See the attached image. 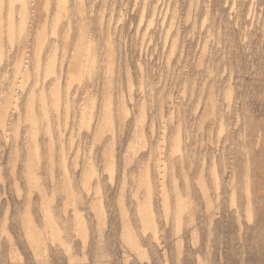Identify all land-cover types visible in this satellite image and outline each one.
<instances>
[{
    "label": "rangeland",
    "instance_id": "374dc122",
    "mask_svg": "<svg viewBox=\"0 0 264 264\" xmlns=\"http://www.w3.org/2000/svg\"><path fill=\"white\" fill-rule=\"evenodd\" d=\"M25 1L0 0V264H264V0Z\"/></svg>",
    "mask_w": 264,
    "mask_h": 264
},
{
    "label": "bare ground",
    "instance_id": "6f19581e",
    "mask_svg": "<svg viewBox=\"0 0 264 264\" xmlns=\"http://www.w3.org/2000/svg\"><path fill=\"white\" fill-rule=\"evenodd\" d=\"M170 1V0H169ZM190 2V1H189ZM51 7V6H50ZM190 8V7H189ZM196 8H197V6H196ZM58 9V8H57ZM168 9V8H167ZM218 11V10H217ZM24 12V11H23ZM233 12H234V10H233ZM206 15V14H205ZM208 16V15H207ZM47 17V16H46ZM10 18H12V16L10 17ZM190 18V17H189ZM22 19V18H21ZM47 19V18H46ZM112 19V18H111ZM176 20V19H175ZM196 20V19H195ZM205 20V19H204ZM13 21V20H12ZM3 22V21H2ZM24 22V18L22 19V21H21V24ZM203 22V21H202ZM206 22V21H205ZM10 23V22H9ZM13 23V22H12ZM11 23V24H12ZM10 24V25H11ZM109 24V23H108ZM234 24V23H233ZM13 25V24H12ZM11 25V26H12ZM149 25H150V22H149ZM8 26V25H7ZM101 26V25H100ZM174 26V25H173ZM100 28V27H99ZM8 30H9V27L7 28ZM208 30V29H207ZM12 31V30H11ZM8 32V31H7ZM219 32V31H218ZM12 33V32H11ZM239 33V32H238ZM11 35V34H10ZM12 35H13V33H12ZM11 37V36H10ZM245 38V37H244ZM206 39V38H205ZM37 41H38V39H37ZM204 41H206V40H204ZM125 43V42H124ZM175 43V42H174ZM242 43V42H241ZM107 44V43H106ZM205 44V43H204ZM203 44V45H204ZM122 45V44H121ZM173 45V44H172ZM124 46V45H123ZM206 46H207V44H206ZM77 46H75V47H73L74 48V50H76L75 48H76ZM40 48H42V47H40ZM64 48V47H63ZM97 48V47H96ZM202 48H203V46H202ZM104 49V48H103ZM92 50V49H91ZM31 51V50H30ZM41 51V50H40ZM80 51V50H79ZM87 51V50H86ZM123 51V50H122ZM179 51V50H178ZM67 52V51H66ZM89 52V51H88ZM93 52H94V50H93ZM87 53V52H86ZM88 54V53H87ZM94 54V53H93ZM93 54L91 55L92 56V62H90L89 61V65H91V66H89L88 65V62H87V64L86 65H88L89 66V68L90 67H92V68H94L93 66H95L96 64H95V58H94V56H95V54H94V56H93ZM201 54V53H200ZM203 54V53H202ZM21 55V54H20ZM32 55V54H31ZM52 55H54L55 56V54H54V52H53V54ZM65 55H66V53H65ZM65 55H64V57H65ZM73 55V52H70L69 54L67 53V55H66V57H68V56H72ZM80 55V54H79ZM38 56V55H37ZM76 56H78V55H76ZM82 56V55H81ZM24 57H26V56H24ZM61 57V56H60ZM85 58V57H84ZM97 58V57H96ZM24 59V58H23ZM89 59V58H88ZM27 60H29V59H27ZM68 60V59H67ZM85 62V61H84ZM110 62V61H109ZM32 63V62H31ZM34 63V62H33ZM27 64V63H26ZM49 64H51L52 65V63L50 62ZM60 64H62V63H60ZM95 64V65H94ZM37 66H39V63L37 62V64H36ZM53 65H54V63H53ZM85 65V64H84ZM27 66V65H26ZM50 66V65H49ZM80 66H81V64H80ZM79 66V67H80ZM83 66V65H82ZM97 67V66H96ZM78 68V67H77ZM76 68V69H77ZM81 68H86V69H84V71L85 70H87V68L88 67H81ZM95 69V68H94ZM108 69V68H107ZM37 70H39V69H37ZM81 70V69H80ZM92 70V69H91ZM100 70V69H99ZM84 71H80L81 73H84ZM89 71V69L87 70V72ZM211 71V70H210ZM209 71V72H210ZM62 72V71H61ZM74 72V71H73ZM79 72V71H78ZM90 72V71H89ZM23 73L27 76V75H29L30 73H29V71H28V69L26 68V70L25 71H23ZM71 73V72H70ZM74 75V73H71V76H73ZM79 74V73H78ZM91 74V73H90ZM96 74V73H95ZM99 74H100V72H99ZM98 74V75H99ZM57 75V74H56ZM76 75H77V73H76ZM80 75H82V74H80ZM88 75H89V73H88ZM87 75V76H88ZM75 76V75H74ZM207 76V75H206ZM60 77V76H59ZM93 77V76H92ZM77 78V77H76ZM89 78V77H88ZM90 79V78H89ZM101 79V78H100ZM82 80V79H81ZM98 81V80H97ZM100 81V80H99ZM209 81V80H208ZM207 81V82H208ZM126 86V85H125ZM129 86H131V85H129ZM206 87H207V85H206ZM219 88V87H218ZM41 89H43V88H41ZM208 89V88H207ZM205 90V89H204ZM203 91V90H202ZM41 92V93H40ZM39 93V95H40V98H39V100H41V104H42V106H43V108H45V104H46V100H45V92L43 91V90H41ZM201 92V91H200ZM211 92V91H210ZM33 92L31 91V93L29 94V96H28V100L26 101L27 102V107H28V110H27V113H26V118L28 119V120H30V122L32 123L31 124V128L33 127V129L35 128V127H37L36 126V124L38 123V121H37V119H36V121H37V123H36V121H35V119H34V114L32 113V104H33V99H34V96H33V94H32ZM45 93V94H44ZM203 94V93H202ZM211 94H213L212 92H211ZM206 95V94H205ZM214 95V94H213ZM231 95V94H230ZM203 97H204V95H202ZM202 96L200 97V100H202L203 98H202ZM209 96H211V95H209ZM228 96H229V94H228ZM207 97H208V95H207ZM213 97V96H212ZM214 97H216V96H214ZM202 98V99H201ZM207 99V98H206ZM209 99V98H208ZM210 99H211V97H210ZM214 99V98H213ZM107 100V99H106ZM215 100V99H214ZM203 101H205V99L203 100ZM216 101V100H215ZM230 101V100H229ZM228 101V102H229ZM202 102V101H201ZM207 102H209V101H207ZM211 102V101H210ZM212 102H214L213 100H212ZM35 104V103H34ZM108 104V103H107ZM207 104H209V103H207ZM218 104V103H217ZM230 104V103H229ZM38 105V104H37ZM70 105V104H69ZM215 105V104H214ZM92 106L94 107L95 105H94V101L92 102ZM105 106H106V101H105V103L103 102V110H102V112H101V116H100V122H101V119L103 118L104 120H107V115L109 114V116L111 117V110L109 111L108 110V113H107V109H105ZM108 106V105H107ZM203 106H204V104H203ZM212 106H213V104L211 103V104H209V110H210V112H211V109H212ZM217 106V105H216ZM205 107V106H204ZM228 107H230L229 105H228ZM108 108V107H107ZM227 108V107H226ZM202 109H203V107H202ZM206 109V108H205ZM213 110H214V107H213ZM91 112V111H90ZM212 112H214V111H212ZM70 113V112H69ZM92 113V112H91ZM107 113V114H106ZM44 115H45V111H44V113H43ZM93 114H94V112L92 113V114H90L91 116H93ZM70 115V114H69ZM104 115H106V116H104ZM43 116V115H42ZM91 116L89 117V119L88 120H92L91 119ZM109 117V118H110ZM142 117V116H141ZM239 117V116H238ZM24 118V117H23ZM43 117H41V118H39L40 120L42 119ZM45 118V117H44ZM221 118V117H220ZM44 120V119H43ZM45 121V120H44ZM47 123L45 124V126H42V128L43 127H45L44 129H46V131H49L50 129H49V122L48 121H46ZM98 122V121H97ZM108 122H109V120H108ZM143 122V121H142ZM207 122V121H206ZM39 123H42V122H39ZM49 124V125H48ZM38 125H40V124H38ZM44 125V124H43ZM108 125V124H107ZM196 125V124H195ZM99 127H100V129H102V127H101V124L99 125ZM104 127V126H103ZM220 127H222V123H221V126ZM219 127V128H220ZM38 129H39V126L37 127ZM37 128L35 129V130H37ZM110 128H112V127H110ZM36 132V131H35ZM45 132V131H44ZM185 132V131H184ZM176 133V132H175ZM33 134V133H32ZM91 135V134H90ZM34 136V135H33ZM241 136V135H240ZM180 135L179 134H176V136H175V143H174V145H175V147L178 149H180V146L182 145L181 143H180ZM181 145H180V144ZM92 148V147H91ZM36 150V149H35ZM247 151V150H246ZM42 154V153H41ZM247 155V154H246ZM35 156H36V154H35ZM39 156V155H38ZM63 156V155H62ZM91 156V155H90ZM89 156V157H90ZM42 157V156H41ZM29 161H32V163H36V162H38V161H36V158H33V151H30V154H29ZM182 158V157H181ZM247 158H248V156H247ZM246 158V159H247ZM40 160V159H39ZM54 160V159H53ZM91 160V159H90ZM93 161V160H92ZM248 161V160H247ZM55 162V161H54ZM63 163V162H62ZM55 164V163H54ZM108 164L110 165V166H108ZM108 164H106V167H107V169H110L111 171H112V169H113V164H112V162H108ZM245 164H248V162H245ZM91 165V164H90ZM180 165V164H179ZM248 166V165H247ZM46 167V166H45ZM214 168V167H213ZM247 169H248V167H247ZM92 171V175H94L95 174V170H94V167L93 168H91L90 169V172ZM249 171V170H248ZM247 171V172H248ZM184 172H185V170H184ZM247 172H246V174H247ZM216 173H218V171L217 172H215L214 171V169H212V178H213V188L215 189V190H217L218 189V183H219V181H220V179H218L219 177H217V175H216ZM246 174H245V176H246ZM248 174H249V172H248ZM247 174V175H248ZM41 175V174H40ZM39 175V176H40ZM49 175V174H48ZM151 175V174H150ZM55 176V175H54ZM219 176V175H218ZM249 176V175H248ZM61 177V176H60ZM62 178V177H61ZM101 178V177H100ZM248 178H250V176L248 177ZM40 179V178H39ZM185 179V178H184ZM33 181H34V179H32ZM37 180V179H36ZM203 180H205V179H203ZM202 180V177H200V180H199V185H200V187H201V189H202V194H203V196H204V198L207 200V203H208V205H211L210 204V201L208 200V198H209V196L207 195V189L205 188V186H204V181ZM219 180V181H218ZM143 182H142V184L143 185H145L148 189H147V197H146V200H145V202H143L142 204H141V206H140V211H144V213H145V216H143L144 217V220H145V222H146V224H147V226L148 227H150L151 229H152V231H153V233H155L156 232V227H155V220H154V216H153V214H151V212H150V210L148 209V207L147 206H149L150 205V184H149V180L148 179H146V177L144 176L143 177V180H142ZM247 181V180H246ZM245 181V182H246ZM36 182V181H35ZM34 182V183H35ZM62 182V181H61ZM69 182V181H68ZM98 182V181H97ZM100 182V181H99ZM123 182V181H122ZM38 183V182H37ZM40 183V182H39ZM58 183V182H57ZM96 183V182H95ZM186 183V182H185ZM184 183V184H185ZM247 183H251L249 180L247 181ZM33 184V183H32ZM63 184V183H62ZM61 184V185H62ZM122 184H124V183H122ZM121 184V185H122ZM188 184V183H187ZM220 184V183H219ZM94 185H96V184H94ZM101 185V184H100ZM250 185V184H249ZM56 186V185H55ZM70 186V185H69ZM160 186V185H159ZM184 186V185H183ZM59 187H60V185H59ZM63 187V186H62ZM99 187V186H98ZM101 187V186H100ZM247 187H248V185H247ZM250 187V186H249ZM65 188V187H64ZM96 188V187H95ZM67 189V188H66ZM73 189V188H72ZM99 189V188H98ZM219 189H220V186H219ZM219 189H218V191H219ZM232 189V188H231ZM244 189V188H243ZM247 190L249 189V188H246ZM60 190V189H59ZM100 190V189H99ZM232 190H234V189H232ZM232 190H231V192H232ZM246 190V191H247ZM250 190V189H249ZM248 190V191H249ZM53 191V189L51 190V192ZM72 191V190H71ZM96 191H97V189H96ZM237 191V190H236ZM245 191V190H244ZM94 192V191H93ZM152 192V191H151ZM162 192H164L163 191V188H162ZM189 192V190L187 191V193ZM215 192H217V191H215ZM234 192H235V190H234ZM68 193V192H67ZM236 193V192H235ZM246 193V192H245ZM250 193V192H249ZM159 194V193H158ZM162 194H164V193H162ZM218 194V193H217ZM216 194V195H217ZM52 195V194H51ZM72 195H73V193H72ZM176 195H177V197H178V193L176 192ZM215 195V196H216ZM235 194L232 192V194H231V199H230V201L232 202V200H234L233 198H235V196H234ZM245 196H246V194H244ZM247 195H248V192H247ZM250 195V194H249ZM248 195V196H249ZM39 197V196H38ZM220 197V196H219ZM219 197L216 199V200H218L219 199ZM250 197V196H249ZM49 198V197H48ZM74 198V197H73ZM212 198V197H211ZM246 198H247V196H246ZM50 201H52V200H50ZM236 201V200H235ZM44 202V201H43ZM47 202V201H46ZM179 202V205H181V206H176L175 207V209H176V212H175V214H176V216H177V219L178 220H180V217H181V215L183 214V213H186V212H188V210L190 209V198L188 197V196H185V199H182V200H179L178 201ZM234 202V201H233ZM219 203V202H218ZM162 204H166V199L165 200H163V203ZM231 204V203H230ZM207 205V206H208ZM217 205V204H216ZM245 205H247L246 207H245V210H246V212H247V217H248V220H249V218H252V216H251V214H252V207L250 208V206H251V204H250V206H249V200H248V202L246 203L245 202ZM244 205V206H245ZM50 206V205H49ZM167 209H168V206H164L163 205V210L166 212L167 211ZM191 209H192V206H191ZM193 211V210H192ZM49 213V212H48ZM47 215V214H46ZM188 215H189V212H188ZM49 216V215H48ZM193 217V216H192ZM152 218V219H151ZM47 219H49V221H48V224L49 225H47L48 226V228H50V230H52L54 233H57L56 232V230L53 228L54 226H53V221L52 220H54V219H52V220H50L51 218H50V216L47 218ZM239 219V218H238ZM47 231V230H46ZM59 231V230H58ZM50 233V232H49ZM125 234V233H124ZM54 235H56V234H54ZM37 236V235H36ZM131 237V236H130ZM130 245H131V247L134 249H136V248H138L137 246V244L135 243L136 241H135V239L133 238V237H131L130 238ZM146 260V259H145ZM140 261V260H139ZM142 263V262H141ZM140 263V264H141Z\"/></svg>",
    "mask_w": 264,
    "mask_h": 264
},
{
    "label": "crops",
    "instance_id": "0c3cea01",
    "mask_svg": "<svg viewBox=\"0 0 264 264\" xmlns=\"http://www.w3.org/2000/svg\"><path fill=\"white\" fill-rule=\"evenodd\" d=\"M25 1V0H24ZM26 2V1H25Z\"/></svg>",
    "mask_w": 264,
    "mask_h": 264
}]
</instances>
